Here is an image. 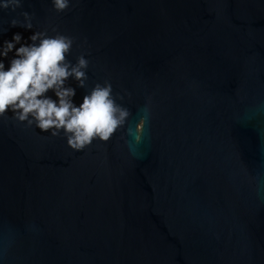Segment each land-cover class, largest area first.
I'll use <instances>...</instances> for the list:
<instances>
[{
  "label": "water",
  "instance_id": "water-1",
  "mask_svg": "<svg viewBox=\"0 0 264 264\" xmlns=\"http://www.w3.org/2000/svg\"><path fill=\"white\" fill-rule=\"evenodd\" d=\"M25 10L87 42L90 82L132 93L133 126L146 92L153 117L142 159L0 121V264H264V0Z\"/></svg>",
  "mask_w": 264,
  "mask_h": 264
},
{
  "label": "clouds",
  "instance_id": "clouds-1",
  "mask_svg": "<svg viewBox=\"0 0 264 264\" xmlns=\"http://www.w3.org/2000/svg\"><path fill=\"white\" fill-rule=\"evenodd\" d=\"M25 3L0 0V12L14 14L0 28V121L61 138L74 152H84L94 144L106 148L119 140L128 157L142 159L143 148L150 143L155 93H145L133 126V113L127 106L132 93L124 87L118 91L110 75L90 82L87 42L78 43L51 21L42 23L34 12L25 10ZM75 4L76 0H50V12L62 16ZM17 28L23 31L8 38L9 31ZM78 89L84 93L79 102ZM253 114L264 116V101L253 105ZM260 188L257 182V191ZM13 244L14 238L6 235L5 258Z\"/></svg>",
  "mask_w": 264,
  "mask_h": 264
}]
</instances>
